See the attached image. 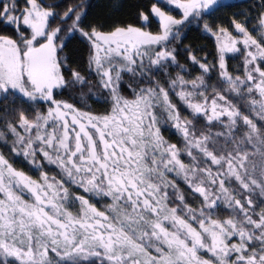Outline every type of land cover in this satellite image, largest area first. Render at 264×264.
Wrapping results in <instances>:
<instances>
[{
  "label": "snow or ice",
  "instance_id": "obj_1",
  "mask_svg": "<svg viewBox=\"0 0 264 264\" xmlns=\"http://www.w3.org/2000/svg\"><path fill=\"white\" fill-rule=\"evenodd\" d=\"M105 6L0 0V264H264V0Z\"/></svg>",
  "mask_w": 264,
  "mask_h": 264
},
{
  "label": "trees",
  "instance_id": "obj_2",
  "mask_svg": "<svg viewBox=\"0 0 264 264\" xmlns=\"http://www.w3.org/2000/svg\"><path fill=\"white\" fill-rule=\"evenodd\" d=\"M66 2H71V0H66ZM88 3L92 5V8L90 9L91 13H98L101 15H107L110 13V9L106 7L105 5L108 3V0H87ZM128 0H124V3H127ZM143 3L148 4L150 6L151 2H155V0H142ZM246 3V0H245ZM231 11H235V9H225L222 12L217 13V15L223 19L225 15L230 14ZM127 12L126 8H122L119 13H113V15L120 16L121 18H127L125 16V13ZM156 22L153 21L151 30H156ZM199 32L192 31L188 33V39L185 41V43L189 41H194L197 44L206 43L205 41L199 39Z\"/></svg>",
  "mask_w": 264,
  "mask_h": 264
}]
</instances>
